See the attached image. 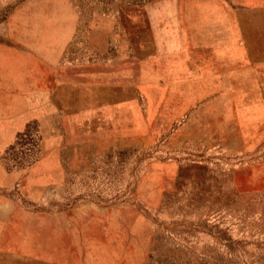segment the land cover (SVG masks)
Returning <instances> with one entry per match:
<instances>
[{"label":"rangeland","instance_id":"rangeland-1","mask_svg":"<svg viewBox=\"0 0 264 264\" xmlns=\"http://www.w3.org/2000/svg\"><path fill=\"white\" fill-rule=\"evenodd\" d=\"M39 62L58 146L4 133L0 264H264V0H0V114Z\"/></svg>","mask_w":264,"mask_h":264},{"label":"crops","instance_id":"crops-1","mask_svg":"<svg viewBox=\"0 0 264 264\" xmlns=\"http://www.w3.org/2000/svg\"><path fill=\"white\" fill-rule=\"evenodd\" d=\"M56 64V63H55ZM55 64H46L39 62L34 66L31 75L30 83H43L36 91H29L24 93H16L11 98L9 109L0 114V149L6 147L4 135L7 133H16L23 131L27 124H35L37 131L41 135L39 152L42 149L53 150L58 146V123H57V106L52 102L51 97L47 94V80L52 78ZM3 133V134H2ZM44 156L42 155V160ZM2 172V171H1ZM5 175V174H2ZM15 180L24 182L26 188L24 192L30 196L41 195L46 193V186H41V181L45 180L43 174L38 169L31 171H15L12 173ZM38 186V187H36Z\"/></svg>","mask_w":264,"mask_h":264},{"label":"bare ground","instance_id":"bare-ground-1","mask_svg":"<svg viewBox=\"0 0 264 264\" xmlns=\"http://www.w3.org/2000/svg\"><path fill=\"white\" fill-rule=\"evenodd\" d=\"M240 53V52H239Z\"/></svg>","mask_w":264,"mask_h":264}]
</instances>
